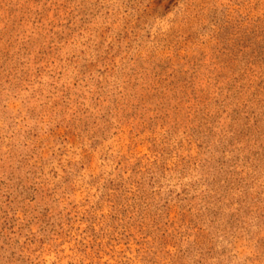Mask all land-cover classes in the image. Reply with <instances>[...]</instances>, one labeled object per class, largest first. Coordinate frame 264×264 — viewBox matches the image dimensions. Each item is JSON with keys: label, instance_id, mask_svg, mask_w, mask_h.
<instances>
[{"label": "rangeland", "instance_id": "obj_1", "mask_svg": "<svg viewBox=\"0 0 264 264\" xmlns=\"http://www.w3.org/2000/svg\"><path fill=\"white\" fill-rule=\"evenodd\" d=\"M0 264H264V0H0Z\"/></svg>", "mask_w": 264, "mask_h": 264}]
</instances>
